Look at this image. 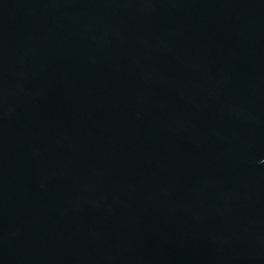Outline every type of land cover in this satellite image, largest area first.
Here are the masks:
<instances>
[{
    "label": "water",
    "instance_id": "1",
    "mask_svg": "<svg viewBox=\"0 0 264 264\" xmlns=\"http://www.w3.org/2000/svg\"><path fill=\"white\" fill-rule=\"evenodd\" d=\"M0 264H264V0H0Z\"/></svg>",
    "mask_w": 264,
    "mask_h": 264
}]
</instances>
